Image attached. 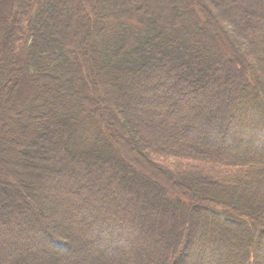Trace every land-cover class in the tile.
<instances>
[{
	"label": "trees",
	"instance_id": "obj_1",
	"mask_svg": "<svg viewBox=\"0 0 264 264\" xmlns=\"http://www.w3.org/2000/svg\"><path fill=\"white\" fill-rule=\"evenodd\" d=\"M0 69V264H221L215 219L264 232V0H0Z\"/></svg>",
	"mask_w": 264,
	"mask_h": 264
},
{
	"label": "rangeland",
	"instance_id": "obj_2",
	"mask_svg": "<svg viewBox=\"0 0 264 264\" xmlns=\"http://www.w3.org/2000/svg\"><path fill=\"white\" fill-rule=\"evenodd\" d=\"M215 1V0H214ZM154 5V4H153ZM152 5V6H153ZM76 26H77V30L82 34V33H84V32H82V30H81V28L78 26V24L76 25V24H74V27L76 28ZM68 27H69V25H68ZM73 27V28H74ZM70 28H71V25H70ZM69 29V28H68ZM56 38H59V37H56ZM79 39L75 42V44L73 45L74 47H76V49H77V51H79L80 52V57H83V51H82V47L83 48H85L86 49V47H85V45H86V40H91V38L90 37H88V34L87 33H84L83 34V37H78ZM85 38H87V39H85ZM88 38H90V39H88ZM71 39L72 38H70L69 40L71 41ZM70 44H71V42H70ZM76 55V54H75ZM78 60H76V62H77ZM89 63V62H88ZM1 64H2V61H1ZM73 67L67 72V73H63V72H61V73H55V75L57 74V76H59V80H58V78L57 79H53L52 77H51V75H49V73H51L52 72V70H50V69H48V68H46V73L48 74H45L46 75V79L44 80V82H43V84H42V86H40V88H43V90L44 89H46V87H47V89H48V91H49V94H51V93H54V95L56 96V94H58V93H61L62 92V90H60L59 91V88H61L62 89V86H60L61 84H63V85H65V86H67V84H68V82L69 83H72V77L73 76H75V75H77V73H78V71H77V67H75V62H73ZM2 66V65H1ZM3 67V66H2ZM88 67H89V65H88ZM15 70H18V69H16L15 68ZM7 75V73L5 72V71H2L1 69H0V82H2V84L0 85V103L3 105V104H6L7 102V100L6 99H2V97H1V95L2 94H4V92H6L5 91V89L7 88V87H10L12 90H13V94L11 95V97H14L13 95L16 93V84H18V82H16V83H14L13 82V80L12 79H8V77L6 76ZM69 80H71V81H69ZM77 80V79H76ZM6 86V87H5ZM73 87H76V83L74 82L73 83V85H72ZM50 89V90H49ZM42 90V91H43ZM56 90H58V91H56ZM38 91H39V88H38ZM67 92V94H64V101H68L67 100V96L71 93V92H68V91H66ZM50 96V95H49ZM72 96H69V98H71ZM51 98H53V97H51ZM11 99V98H10ZM151 183V182H150ZM165 183V182H164ZM156 184V183H155ZM151 185H152V183H151ZM194 213L195 214H201V213H203V211L202 210H200V209H198V208H196V209H194ZM36 219H38V220H41V218L40 217H37ZM214 223L215 224H218L217 226H219V224L221 225V231L222 232H224V235H226L227 233H229L230 234V236L229 237H227L226 239H225V241H228V245L227 246H224L223 248L224 249H222V245L221 244H219L220 246H221V249H220V251H218L219 250V248L220 247H217L216 248V250H214V253L212 252V254H211V256L213 255V254H216V255H218V257H220L221 255H223V257L224 258H222V259H220V261H221V264H234V263H236L237 262V260H235L234 258H232V255H227V249L228 250H235V251H240V249H242V246H247V243L248 244H251V243H253L254 245H255V249H254V260H252L251 262H256L255 264H264V232L263 233H261V231H260V233H257V235H258V238L255 236V233H251L250 232V234L249 235H246V236H244V234L242 233L243 231L240 229V227H238V226H234V224H232L231 225V227H228V225L226 226L225 225V222L224 221H222V220H219V219H215L214 220ZM54 231V230H53ZM197 235L199 234L200 235V233H199V230L198 229H195V231H194ZM242 235L244 236V238H245V240H244V238H243V240H244V243H243V245L242 244H240V240H241V238H242ZM254 238H257L258 239V241H257V239H256V241L255 242H257L256 244L252 241V240H254ZM29 240L32 242L31 244H42L43 245V247H46L49 251H51V250H54L53 248H55V247H51L50 246V243H46L45 241H39V240H36V239H34L33 238V240L32 239H30L29 238ZM202 243H204V246H205V240L202 242ZM258 243H260V246L258 245ZM44 244H45V246H44ZM198 245L199 246H197L198 247V249H199V247H200V249H206V247H203V246H201L200 245V243H198ZM227 247V248H226ZM56 249V248H55ZM197 249V250H198ZM199 249V250H200ZM239 249V250H238ZM190 250H191V248H190ZM224 250V251H223ZM65 250H61V249H59L58 250V252H60V253H63ZM66 252V251H65ZM223 252V253H222ZM214 256V255H213ZM59 257H61V261L63 262L64 261V259H62V258H64V256H59ZM215 257V256H214ZM232 258V259H231ZM192 259H196V260H200L201 258H199L198 257V255L195 257V258H193V257H190V259H189V261L188 260H186L185 262H184V264H194V260H192ZM231 259V260H230ZM230 260V261H229Z\"/></svg>",
	"mask_w": 264,
	"mask_h": 264
},
{
	"label": "bare ground",
	"instance_id": "obj_3",
	"mask_svg": "<svg viewBox=\"0 0 264 264\" xmlns=\"http://www.w3.org/2000/svg\"><path fill=\"white\" fill-rule=\"evenodd\" d=\"M256 262H254L253 264H255Z\"/></svg>",
	"mask_w": 264,
	"mask_h": 264
}]
</instances>
